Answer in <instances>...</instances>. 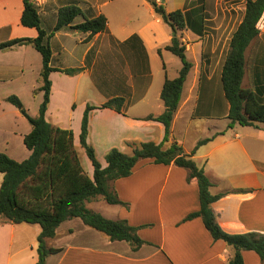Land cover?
I'll list each match as a JSON object with an SVG mask.
<instances>
[{
    "label": "crops",
    "instance_id": "obj_1",
    "mask_svg": "<svg viewBox=\"0 0 264 264\" xmlns=\"http://www.w3.org/2000/svg\"><path fill=\"white\" fill-rule=\"evenodd\" d=\"M154 2L34 0L42 27L53 32L49 39L52 67L83 69L73 76L51 73L46 119L54 126L72 130L74 145L80 148L87 106L100 107L115 97L125 99L123 113L108 108L90 112L87 140L103 167L107 166V153L114 148L131 154L137 144H159L164 140V125L146 117L164 112L163 85L166 78L178 77L182 62L166 50L172 43L174 30L155 12ZM246 2L240 20L230 0L157 3L167 13L192 11L202 3L205 5V13L192 15L191 27L176 32L193 66L172 122L171 139L164 148L177 141L190 154L198 142L209 139L196 150L193 159L212 182L211 194L221 195L211 205L218 224L231 234H264V124L236 123L228 128L229 103L221 85L225 60L218 76L216 71V87L212 76L203 75L204 52L212 47L213 52L228 53L232 35L244 18ZM69 3L77 5L83 13L72 25L103 14L108 19L107 30L94 36L71 26L53 31L59 9ZM214 4L216 12L211 11ZM23 10V0H0V44L38 36L35 28L21 24ZM258 29V37L246 51L243 87L254 92L262 90L264 102V14ZM42 68V55L32 45L17 44L0 50V154L18 162L31 155L24 138L32 126L8 98L18 97L28 114L36 117L44 95L40 91ZM89 84L95 94L87 91ZM109 91L112 92L106 94ZM220 109L223 112L219 113ZM198 119L203 121L200 132L194 124ZM218 120H225L226 125L216 127ZM80 152L83 156L85 151ZM85 164L86 173L93 177L92 163L85 159ZM188 177L189 171L174 163L163 165L153 159L141 160L131 176L109 182L111 190L126 205H112L97 197L86 206L108 219L127 220L131 226L140 227L137 233L147 244L135 251L130 243L111 241L80 218H74L62 223L56 237L47 241L48 247L60 251L50 254L46 264H229L233 247L214 240L201 218L184 221L200 208L198 181ZM2 182L0 173V187ZM40 232L37 224L0 221V264H36ZM242 256L245 264H264L254 251H243Z\"/></svg>",
    "mask_w": 264,
    "mask_h": 264
},
{
    "label": "trees",
    "instance_id": "obj_2",
    "mask_svg": "<svg viewBox=\"0 0 264 264\" xmlns=\"http://www.w3.org/2000/svg\"><path fill=\"white\" fill-rule=\"evenodd\" d=\"M23 3L21 24L24 27L35 28L38 31V36L34 39H14L1 43L0 50L17 44H27L32 45L41 53L43 68L40 91L44 95L36 117L28 114L18 97L8 98V101L20 110L32 126L31 132L24 138V144L31 151V155L28 159L18 162L4 153L0 154V173L3 174V182L0 187V221L13 224H37L41 227V232L37 237L38 260L36 264H46V259L50 254L60 251L48 247L47 241L56 237L57 229L62 223L74 218H80L86 226L104 233L111 241L130 243L135 251L147 244L137 233L140 227L131 226L127 220L108 219L86 206L87 202L97 197H102L112 205H126L111 190L109 182L131 176L136 165L144 159H153L154 163L163 165L174 163L189 171L188 180L197 179L200 208L189 214L184 221L201 218L214 240L224 241L228 246L233 247L234 254L229 264H245L242 256L243 251L256 252L264 262V234L254 232L231 234L224 231L217 222L211 205L221 195L211 194L212 182L205 174L204 168L199 167L193 159L196 150L207 143L209 139L198 142L190 154H186L184 148L177 141H173L170 147L164 148L165 143L171 139L172 122L193 66L187 58L186 47L181 40L174 36L172 43L166 47V50L181 60L182 68L178 77L165 80L161 92L165 110L157 117L152 115L146 117L147 120H155L164 125L163 142L137 144L133 147L131 154H125L114 148L107 153L105 157L107 166L103 167L97 158L95 148L87 140L90 112L95 109L108 108L123 113L125 99L115 97L100 107L87 106L82 120L80 145L94 169L93 177H90L82 165L81 153L76 150L74 145L73 131L54 126L46 119L52 91L51 73L61 72L73 76L83 69L52 67L53 51L49 39L53 32L49 33L42 27L41 16L34 0H23ZM154 8L155 12L175 32L191 27L193 14L205 13L203 3L196 9L186 12L175 10L167 13L164 7L156 2H154ZM82 14V10L74 3L64 5L58 11V20L53 31L71 26L74 30L89 32L90 36H94L107 30L108 19L103 14L72 25L76 17ZM263 14L264 0H247L244 18L232 35L230 48L222 67L221 83L224 97L229 103L228 128H232L236 123L242 126L264 124L262 90L254 92L243 87L246 51L260 33L258 23Z\"/></svg>",
    "mask_w": 264,
    "mask_h": 264
},
{
    "label": "rangeland",
    "instance_id": "obj_3",
    "mask_svg": "<svg viewBox=\"0 0 264 264\" xmlns=\"http://www.w3.org/2000/svg\"><path fill=\"white\" fill-rule=\"evenodd\" d=\"M212 1H214V3H216V0H212ZM227 1V0H226ZM229 1V0H228ZM156 2V1H155ZM157 3V2H156ZM244 3H245V0H230V4H235L234 6L237 8V10L236 11H234L233 10V12L234 13H236L237 11L239 12V14H240V16H239V20H240V18H241V15H242V7H243V5H244ZM216 4H214V8L211 10L212 12H216V6H215ZM238 20V21H239ZM216 47V46H215ZM226 50L221 54V52H216V50H215V52H213L212 51V47L210 48V49H206V51L204 52V62H205V64H206V66H205V68H204V70H203V75H209V76H212L213 77V82H214V86L216 87V71H218L217 72V76H218V73H220V69H221V67H222V64H223V62H224V60H225V56H226ZM172 57L174 58V59H176L177 61H180L179 60V58H177L176 56H174L173 54H172ZM219 62V64H218V66H217V63ZM171 66V73L173 74L174 72H175V70H173V65L171 64L170 65ZM222 85V84H221ZM91 86V87H90ZM87 91L88 92H90V91H92L93 92V94H95V90H94V88H92V84L90 85L89 84V87H88V89H87ZM112 91H109L108 93H106V94H109V93H111ZM205 102H207V101H205ZM222 106V105H221ZM204 109H206V108H204ZM219 113L220 112H223V111H221V109L218 111ZM51 120V119H50ZM202 123H203V121L202 120H200V119H198L197 121H195L194 122V124L195 125H197L199 128H198V132H200V130H201V125H202ZM226 125V121L225 120H218V121H216V127H220V128H222V127H224ZM76 147V146H75ZM76 150L78 151V152H80V151H82V148L80 147H77L76 148ZM81 153V152H80ZM84 158V159H83ZM85 159H87L88 161H90L89 160V158H88V156H86V153L84 152L83 153V156H82V165H83V167H84V169L85 170H88L87 169V166H86V164H85ZM105 203V205H108V204H106V202H104Z\"/></svg>",
    "mask_w": 264,
    "mask_h": 264
},
{
    "label": "built area",
    "instance_id": "obj_4",
    "mask_svg": "<svg viewBox=\"0 0 264 264\" xmlns=\"http://www.w3.org/2000/svg\"><path fill=\"white\" fill-rule=\"evenodd\" d=\"M157 3L161 4L163 0H155Z\"/></svg>",
    "mask_w": 264,
    "mask_h": 264
},
{
    "label": "water",
    "instance_id": "obj_5",
    "mask_svg": "<svg viewBox=\"0 0 264 264\" xmlns=\"http://www.w3.org/2000/svg\"><path fill=\"white\" fill-rule=\"evenodd\" d=\"M173 36H176V32L175 31H173Z\"/></svg>",
    "mask_w": 264,
    "mask_h": 264
}]
</instances>
